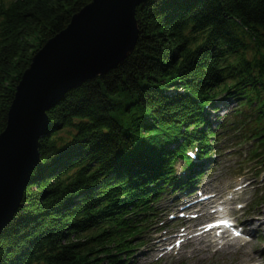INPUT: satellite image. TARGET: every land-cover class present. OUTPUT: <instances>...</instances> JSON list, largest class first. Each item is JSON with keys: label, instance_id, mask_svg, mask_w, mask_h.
I'll return each instance as SVG.
<instances>
[{"label": "trees", "instance_id": "16d2710c", "mask_svg": "<svg viewBox=\"0 0 264 264\" xmlns=\"http://www.w3.org/2000/svg\"><path fill=\"white\" fill-rule=\"evenodd\" d=\"M91 2L0 0V134L33 56ZM135 20L129 57L47 112L0 264H128L227 143L263 165L264 0H149Z\"/></svg>", "mask_w": 264, "mask_h": 264}, {"label": "water", "instance_id": "95a60500", "mask_svg": "<svg viewBox=\"0 0 264 264\" xmlns=\"http://www.w3.org/2000/svg\"><path fill=\"white\" fill-rule=\"evenodd\" d=\"M149 0H92L48 40L22 75L0 134V231L13 219L39 163L47 112L86 81L102 77L133 52L136 8Z\"/></svg>", "mask_w": 264, "mask_h": 264}, {"label": "rangeland", "instance_id": "374dc122", "mask_svg": "<svg viewBox=\"0 0 264 264\" xmlns=\"http://www.w3.org/2000/svg\"><path fill=\"white\" fill-rule=\"evenodd\" d=\"M223 106L218 113L221 117L229 114L234 104L227 101ZM211 120L217 121L215 118ZM251 145L249 143L235 147L234 145L228 146L227 143L223 147L224 150L220 149L221 152L212 159L213 166L196 182L193 191L184 190L182 194L178 193L179 195L176 194L172 198V194L167 195L161 203L163 205L158 206L157 215L160 214V216L156 217L157 221L154 222H158V225H154L152 230L145 234L144 245L136 251L134 250L132 253L134 256L128 260V264H264V164L260 166L261 163L249 162L247 154L251 150ZM211 190L220 194L219 199L225 200L226 204H229H224L223 207L215 205V207L221 209L225 207L223 211L230 216L229 219L236 220L246 226L251 231L250 235H243L232 241L227 238L223 240L215 238L218 244L210 245L208 240L211 239V234L202 233L203 227L207 224L203 227L200 224L197 225V228L186 230L187 232L184 234L188 237L186 241L181 238L182 234L177 230H181L185 226H193L192 221L189 220L191 217L198 218L202 210L197 214L195 212L198 209L196 205L185 208L186 213L189 214L181 218L180 215L183 213L178 210V206L189 196L199 198V191H204L200 199L205 196L213 197ZM212 200L217 202L214 197L211 202ZM205 202H208V199ZM209 205V209H204V211L212 214L214 208L211 204ZM231 212L234 215H230ZM198 234L202 235L205 243L192 244L191 237ZM162 243H168V246L174 248L173 255L161 253ZM201 249H205V251L203 252ZM125 259L124 257L123 261Z\"/></svg>", "mask_w": 264, "mask_h": 264}, {"label": "bare ground", "instance_id": "6f19581e", "mask_svg": "<svg viewBox=\"0 0 264 264\" xmlns=\"http://www.w3.org/2000/svg\"><path fill=\"white\" fill-rule=\"evenodd\" d=\"M211 192H212V194L214 195V197H215V201L217 200H220L219 198L221 197V195L220 194H218L216 191H213V190H211ZM211 203H213V202H207V203H203L202 204V206H204V205H207V204H211ZM225 205H229V204H225ZM199 207V206H198ZM224 209H225V207H224ZM223 209V210H224ZM223 210H222V212H218L219 214H221V213H226V212H223ZM215 211H218L217 209H215ZM230 215H234L233 214V212H231L230 213ZM213 217V214H209V213H205L203 216H199L196 220H194V221H192V224H195V223H200V224H205V223H208L210 220H211V218ZM252 222H258V221H252ZM239 230H240V232L242 233V234H245V235H250V232L251 231H249L247 228H246V226H244V225H242V224H240V223H238L237 221H236V223L234 224ZM229 236V235H228ZM199 242H204L205 243V239H203L202 238V235H200V234H198V235H195V236H192L191 237V243L192 244H197V243H199ZM208 242L210 243V245H212V244H218V242L217 241H215V240H213V238H211V239H209L208 240ZM165 244H168V243H165ZM164 244V245H165ZM154 246V245H153ZM195 247V246H194ZM196 251V250H195ZM201 251H205V249H201ZM169 254H171V255H173V252L172 251H170L169 252Z\"/></svg>", "mask_w": 264, "mask_h": 264}]
</instances>
